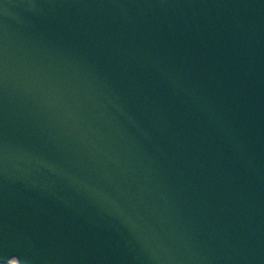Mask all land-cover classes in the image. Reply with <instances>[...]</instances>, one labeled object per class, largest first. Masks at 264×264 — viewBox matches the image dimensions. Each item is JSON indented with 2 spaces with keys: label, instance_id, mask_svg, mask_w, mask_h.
Instances as JSON below:
<instances>
[{
  "label": "water",
  "instance_id": "water-1",
  "mask_svg": "<svg viewBox=\"0 0 264 264\" xmlns=\"http://www.w3.org/2000/svg\"><path fill=\"white\" fill-rule=\"evenodd\" d=\"M0 68V264H264V0H0Z\"/></svg>",
  "mask_w": 264,
  "mask_h": 264
},
{
  "label": "snow or ice",
  "instance_id": "snow-or-ice-1",
  "mask_svg": "<svg viewBox=\"0 0 264 264\" xmlns=\"http://www.w3.org/2000/svg\"><path fill=\"white\" fill-rule=\"evenodd\" d=\"M0 78H2V68H0ZM52 98H53V97H49V99H52ZM97 195H98L100 198H102V199H104L105 196H106V194L103 193V192H98ZM129 220L134 221V220H132L131 218H129Z\"/></svg>",
  "mask_w": 264,
  "mask_h": 264
}]
</instances>
